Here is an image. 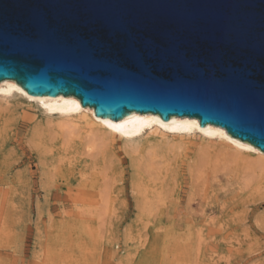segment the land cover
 Masks as SVG:
<instances>
[{
  "label": "rangeland",
  "instance_id": "obj_1",
  "mask_svg": "<svg viewBox=\"0 0 264 264\" xmlns=\"http://www.w3.org/2000/svg\"><path fill=\"white\" fill-rule=\"evenodd\" d=\"M155 137L141 154L166 156L161 175H136L120 139L90 150L35 103L0 100V264H264V171L219 160L233 151L220 138L166 153ZM204 154L217 164L190 172ZM134 177L150 213L136 207Z\"/></svg>",
  "mask_w": 264,
  "mask_h": 264
},
{
  "label": "water",
  "instance_id": "obj_2",
  "mask_svg": "<svg viewBox=\"0 0 264 264\" xmlns=\"http://www.w3.org/2000/svg\"><path fill=\"white\" fill-rule=\"evenodd\" d=\"M97 117L213 124L264 152V0H0V82Z\"/></svg>",
  "mask_w": 264,
  "mask_h": 264
},
{
  "label": "bare ground",
  "instance_id": "obj_3",
  "mask_svg": "<svg viewBox=\"0 0 264 264\" xmlns=\"http://www.w3.org/2000/svg\"><path fill=\"white\" fill-rule=\"evenodd\" d=\"M16 96L25 98L29 103H35L43 113L46 124L49 127L58 129L66 138H79V143L85 145L90 150L113 147L116 139H120L123 142L124 151L131 157V164L136 175L144 172V174L154 178L155 176L153 175L160 173V168L165 165L166 156L159 152V150H156L154 145L148 147L146 155L141 154V143L144 141L143 138L149 134L156 135L157 146L165 150L166 153L183 148L184 141L188 137L199 135L200 137L209 139L206 140L208 142H214L215 138H220L233 151H220L217 153L218 155L216 154L219 160L228 162L237 161L238 156L242 157V159L240 158L241 164L244 163L249 168L254 167L264 171V152L250 143L232 137L220 126L208 124L205 127H201L198 119L195 117L174 116L168 122H165L153 113L132 112L130 115L118 120L101 118L94 114L92 108L82 106L79 99L75 96H65L62 94L55 97L46 95L33 96L29 95L13 80H3L0 82V100L9 103L11 97ZM148 130L150 131L148 132ZM212 160L209 155L204 154L189 163V170L190 172H203L210 163L212 166L217 164L212 163ZM155 179L154 182H156ZM146 184L144 185L145 187ZM139 185L137 178L134 177L132 191L138 194L136 197V207L140 214L143 215L146 212H152L150 211L151 199L146 196L148 193L147 189L145 195H142L143 197L141 198L139 194L142 190H140L141 185ZM152 201L155 200L153 199ZM163 218L165 222L171 223L167 215H163ZM257 221L259 223V219Z\"/></svg>",
  "mask_w": 264,
  "mask_h": 264
}]
</instances>
